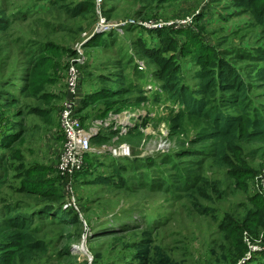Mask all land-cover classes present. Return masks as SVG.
Listing matches in <instances>:
<instances>
[{
	"label": "rangeland",
	"instance_id": "obj_1",
	"mask_svg": "<svg viewBox=\"0 0 264 264\" xmlns=\"http://www.w3.org/2000/svg\"><path fill=\"white\" fill-rule=\"evenodd\" d=\"M238 1L101 0L73 18L79 0H0V224L9 208L32 216L33 242L43 246L2 255L25 244L0 226V264H264V196L251 190L264 143L239 141L220 164L199 139L206 124L179 123L183 109L161 81L175 65L196 88L198 71L225 64L250 86L251 112L264 111L256 82L264 62H254L264 27ZM73 64L77 117L101 127L67 179L57 164ZM50 206L76 217L41 214Z\"/></svg>",
	"mask_w": 264,
	"mask_h": 264
},
{
	"label": "trees",
	"instance_id": "obj_2",
	"mask_svg": "<svg viewBox=\"0 0 264 264\" xmlns=\"http://www.w3.org/2000/svg\"><path fill=\"white\" fill-rule=\"evenodd\" d=\"M53 1L57 2L59 0ZM254 1L241 0L238 1V6L251 10L255 19L264 27V8H260V5L257 6ZM95 4L96 0H79L70 13L73 18H79L94 8ZM5 27V22L0 21V33ZM258 55V60L254 61L253 59L255 58L252 60L263 63L264 54L259 53ZM149 58L155 59L164 65L167 63L163 58L157 59L156 56L150 55ZM199 62V59L195 60V63ZM75 66L78 67L77 65ZM230 68L225 64H220L210 69L202 68L201 71L196 73V76L199 77V84L196 88H191L186 84L175 65L169 67L170 73L166 74L161 80L163 83V94L166 93L169 99H173V102L183 109L178 112L179 118H177V121L179 123L188 117L198 121L203 126L206 124L204 130H201L203 134H201L202 137H199V139L204 138L203 141L211 143L215 158L220 164L226 161L230 152H235L239 141H259L264 143V111L255 110L251 112V108L248 106V94L251 92L250 86L243 80L240 74ZM256 78V82L264 84V66H258ZM156 98H160V96L158 95ZM212 99H216L215 104H213ZM92 105H88L86 109ZM221 106H225L227 109H235L236 114L224 112ZM104 110L109 111V109ZM82 124L84 125L83 122ZM4 139H6V143L4 144L5 149L11 147L12 144L10 143H15L19 140L18 135L12 136L10 142H8V137ZM25 190L29 189L25 188ZM42 194L48 195L49 193L42 192ZM54 210H56V215L59 218L62 217L64 220L76 217L74 214L67 213L61 208H58V206L46 207L41 214L45 215L47 211V216L49 215L50 217L52 215L51 211ZM31 217L17 214L13 208L8 209L6 218L0 226L4 230L9 231L12 235L11 237L19 239V242L25 244V246L19 247L13 253L4 249L5 251L2 252V255L12 256L13 259H16L23 251L29 252V250H32L36 252V250L43 247L39 243L33 242ZM72 223L79 222L75 218L72 220ZM7 260L2 259L1 264H6Z\"/></svg>",
	"mask_w": 264,
	"mask_h": 264
},
{
	"label": "built area",
	"instance_id": "obj_3",
	"mask_svg": "<svg viewBox=\"0 0 264 264\" xmlns=\"http://www.w3.org/2000/svg\"><path fill=\"white\" fill-rule=\"evenodd\" d=\"M101 0H96L100 5ZM101 27L108 29L104 26ZM79 70L73 64L68 70L66 80V100L61 113L60 125L64 135L65 142L59 153L57 169L65 178L70 179L83 169L86 157L93 152L92 142L99 134L100 123L93 124L90 128L82 124L77 117V108L80 104L79 100ZM119 124L123 129L126 125ZM252 192L264 196V171L257 176L251 187Z\"/></svg>",
	"mask_w": 264,
	"mask_h": 264
},
{
	"label": "bare ground",
	"instance_id": "obj_4",
	"mask_svg": "<svg viewBox=\"0 0 264 264\" xmlns=\"http://www.w3.org/2000/svg\"><path fill=\"white\" fill-rule=\"evenodd\" d=\"M124 120V119H123ZM123 120H121V121H123ZM128 122H126L125 123V121H123V123H122V125H126ZM96 138V137H95ZM137 156H139V155H137ZM135 157V156H134ZM132 158V157H131Z\"/></svg>",
	"mask_w": 264,
	"mask_h": 264
}]
</instances>
